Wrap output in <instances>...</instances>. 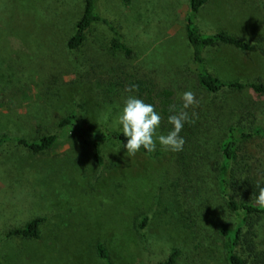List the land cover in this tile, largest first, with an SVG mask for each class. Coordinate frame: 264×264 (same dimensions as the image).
<instances>
[{
  "label": "rangeland",
  "instance_id": "1",
  "mask_svg": "<svg viewBox=\"0 0 264 264\" xmlns=\"http://www.w3.org/2000/svg\"><path fill=\"white\" fill-rule=\"evenodd\" d=\"M84 4L0 0V135L14 137L0 144L2 264H106L96 250L99 241L116 264H160L175 248L176 264H229L219 227H233L237 217L222 197L211 160L225 126L239 118L240 103L264 104V94H210L198 84L185 33L189 0H99L101 14L118 23L123 40L133 46V57L110 48L103 23L92 26L81 47L67 45ZM196 18L204 31L262 36L250 53L220 44L207 47L205 56L222 78L264 80V8L258 0H208ZM126 67L157 69L180 101L183 92H193L199 101L193 108L206 117L210 134L195 128L196 136L183 137L180 152L165 151L157 142L155 153L140 149L131 157L126 142L107 139L98 164L89 133L122 131L118 117L134 96L116 91ZM76 104L89 133L69 128L39 152L15 139L55 131ZM168 132L161 122L157 134ZM190 142L207 156L203 164L195 162L202 169L196 179L180 163ZM143 214L148 220L141 229ZM41 216L39 238L5 236ZM256 230L264 236V214Z\"/></svg>",
  "mask_w": 264,
  "mask_h": 264
},
{
  "label": "trees",
  "instance_id": "2",
  "mask_svg": "<svg viewBox=\"0 0 264 264\" xmlns=\"http://www.w3.org/2000/svg\"><path fill=\"white\" fill-rule=\"evenodd\" d=\"M207 2L208 0H189L188 11L185 15V33L187 41L191 45L193 56V63L190 68L194 72L198 84L210 94L242 93L246 90L260 95L264 94V80L225 79L209 68L205 56L207 47L226 44L245 53H250L254 49L255 43L262 41L263 37L257 36L253 39H247L224 28L210 32L201 30L197 24L196 16L200 8ZM258 2L260 7L264 8V0H258ZM98 4L99 0H85L73 32L68 37L67 45L71 49L81 47L92 26L96 23H103L110 31L108 40L110 48L121 50L126 57H133L135 50L132 45L123 40L119 24L102 15ZM259 48L264 55V45H260ZM125 69V76L117 81L120 87L116 90L118 94L125 97L134 94L136 98L145 103L154 105L155 111L162 117L161 122L170 131L172 125L168 123V117L173 113L169 112V107L175 105L176 111L182 108V102L176 97V90L171 82L164 80L157 69L150 70L142 67H126ZM131 85H136V89L126 91ZM239 109V118L227 123L225 132L218 142L216 156L214 160H211L214 165L212 169L217 173L222 197L237 217V222L233 227L229 228L222 225L219 229L229 264H264V236H261L256 230V223L264 214V208L255 203L258 195L257 186L264 187V104L256 106L253 100H245L240 103ZM187 111L190 117L192 112H196L198 119H195L194 123L186 122L180 136H196L193 134L195 128L202 129L205 134H210L212 127L205 124L206 117L193 107ZM69 128L85 129L84 132H88L82 120L79 104H76L75 110L58 119L55 131L35 140L19 137H15V139L31 151L39 152L54 145L59 139V133ZM89 134L93 156L98 164L103 163L102 141L109 139L127 142L126 137L119 130L104 131V135L98 137L92 133ZM12 139L14 137L9 135H0V144ZM191 141L194 142V140ZM192 142L183 154L180 163H183L185 169L187 168L186 173L191 175V178L196 179L200 178L202 173V169L196 163L203 164L207 156L204 155V152L198 154V150L204 149L193 146ZM141 149L147 152L143 147ZM155 152L156 150L148 153ZM196 168L197 170L194 171ZM43 220V216L31 219L24 226L10 228L5 236L18 235L25 238H39V226ZM147 220L148 216L143 214L138 221V227L142 229ZM96 250L106 264H116L111 259L109 250L103 242H97ZM179 253L180 250L175 248L168 260L160 264H176ZM0 264H2L1 259Z\"/></svg>",
  "mask_w": 264,
  "mask_h": 264
},
{
  "label": "clouds",
  "instance_id": "3",
  "mask_svg": "<svg viewBox=\"0 0 264 264\" xmlns=\"http://www.w3.org/2000/svg\"><path fill=\"white\" fill-rule=\"evenodd\" d=\"M136 85L129 86L126 91H133ZM182 108L176 111L175 105L169 107V112L173 113L168 117V123L172 125L171 130L165 134H157V129L161 124L162 117L155 111L154 105L145 103L135 96H129L124 102V107L118 117V125L121 126L122 133L127 142L123 144L128 156H134L143 147L147 152L156 150L157 142L165 151L180 152L186 143L180 136L186 122H195L198 119L196 112H192L191 117L187 109L198 106L199 101L191 91H185L181 95ZM258 187V195L255 203L264 208V187Z\"/></svg>",
  "mask_w": 264,
  "mask_h": 264
}]
</instances>
